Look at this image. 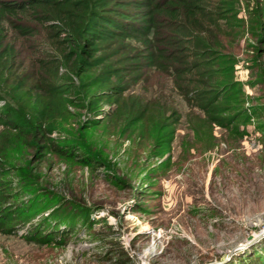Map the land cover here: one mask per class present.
Returning a JSON list of instances; mask_svg holds the SVG:
<instances>
[{
    "label": "rangeland",
    "instance_id": "374dc122",
    "mask_svg": "<svg viewBox=\"0 0 264 264\" xmlns=\"http://www.w3.org/2000/svg\"><path fill=\"white\" fill-rule=\"evenodd\" d=\"M233 3L238 14L226 23L224 42H234L225 58L233 62V80L241 86L243 103H236L237 108L247 115L237 125L239 133L234 125L209 120L166 76L145 69L124 95L147 101L146 133L116 138L95 128L92 139L103 149L104 168L92 170L75 159L53 157L51 170L44 172L43 183L57 197L32 220L55 209L59 218L67 215L72 234L68 239L28 240L24 234L30 223L11 233L0 231V264H264V237L237 247L264 229V52L256 51L264 39V0ZM256 3L263 5L258 29L251 13ZM258 34L257 42L253 35ZM16 40L21 65L16 79L24 86L22 104L28 105L38 84L35 59L50 47L44 31L29 41ZM115 48L119 55L129 51L118 43L109 51ZM102 67L82 78L103 77ZM68 111L75 113V108ZM93 117L83 111L73 117L76 122L70 120L83 126ZM155 121L173 133L154 135L149 125ZM4 131L0 125V136ZM72 199L86 207L63 203ZM73 213L77 215L71 218ZM85 216L89 224H84ZM93 230L102 241L92 238Z\"/></svg>",
    "mask_w": 264,
    "mask_h": 264
},
{
    "label": "trees",
    "instance_id": "16d2710c",
    "mask_svg": "<svg viewBox=\"0 0 264 264\" xmlns=\"http://www.w3.org/2000/svg\"><path fill=\"white\" fill-rule=\"evenodd\" d=\"M261 8L256 3L251 12L255 29L263 22ZM237 14L233 0H0V125L5 128L0 136V231L11 233L30 223L24 234L28 240L69 238L74 226L55 209L32 220L57 197L43 183L44 172L51 170L53 157L75 159L92 170L104 168L103 149L92 139L95 128L116 138L146 133L147 101L124 95L145 69L166 76L209 120L234 125L239 133L237 125L245 123L247 115L237 108L243 103L241 86L233 80V62L225 58L234 42H224L226 23ZM40 31L50 48L36 57V93L28 96V105L22 104L16 39L29 41ZM253 37L257 41L260 34ZM113 43L128 53L109 51ZM260 43L256 51L264 52V39ZM113 56H118L116 61ZM101 67L103 77L82 78ZM110 78H115L113 84L104 88ZM83 111L91 113L92 120L73 125V117ZM155 123L149 125L151 132L164 134L166 126ZM54 132L58 135L52 136ZM63 203L86 207L74 199ZM92 234L103 240L99 231Z\"/></svg>",
    "mask_w": 264,
    "mask_h": 264
},
{
    "label": "water",
    "instance_id": "95a60500",
    "mask_svg": "<svg viewBox=\"0 0 264 264\" xmlns=\"http://www.w3.org/2000/svg\"><path fill=\"white\" fill-rule=\"evenodd\" d=\"M260 237H264V229H261L255 236H253L246 244L244 245H238L237 247H244L248 244L253 243L254 241H256L257 239H259ZM237 247L233 248L229 253H231L233 250H235ZM219 261H213L207 264H218Z\"/></svg>",
    "mask_w": 264,
    "mask_h": 264
}]
</instances>
